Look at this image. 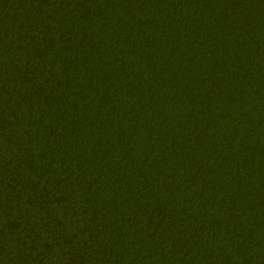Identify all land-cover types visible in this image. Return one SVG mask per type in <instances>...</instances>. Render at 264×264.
<instances>
[{
    "label": "trees",
    "instance_id": "1",
    "mask_svg": "<svg viewBox=\"0 0 264 264\" xmlns=\"http://www.w3.org/2000/svg\"><path fill=\"white\" fill-rule=\"evenodd\" d=\"M0 264H264V0H0Z\"/></svg>",
    "mask_w": 264,
    "mask_h": 264
}]
</instances>
